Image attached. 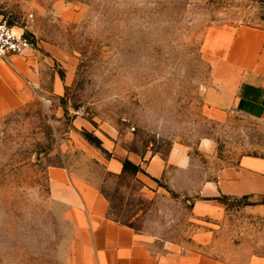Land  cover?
Here are the masks:
<instances>
[{
	"label": "rangeland",
	"instance_id": "obj_1",
	"mask_svg": "<svg viewBox=\"0 0 264 264\" xmlns=\"http://www.w3.org/2000/svg\"><path fill=\"white\" fill-rule=\"evenodd\" d=\"M32 23L37 48L0 57V264L71 263L73 189L55 180L57 168L96 184L111 217L186 244L199 195L182 189L264 156V119L218 115L206 101L209 39L264 27V0H77L70 12L49 4ZM173 148L191 157L190 172L169 164L152 177L149 158ZM111 157L141 169L112 172ZM261 199L228 200L221 246L256 234L263 220L249 221L243 206Z\"/></svg>",
	"mask_w": 264,
	"mask_h": 264
},
{
	"label": "crops",
	"instance_id": "obj_2",
	"mask_svg": "<svg viewBox=\"0 0 264 264\" xmlns=\"http://www.w3.org/2000/svg\"><path fill=\"white\" fill-rule=\"evenodd\" d=\"M75 1L0 0V16H6L17 32L26 35L35 32L32 19L49 4L70 12ZM209 47L212 84L206 101L211 112L220 115L235 108L264 119V27L241 24L220 29L209 39ZM169 164L190 172L191 157L173 148L167 159L152 155L146 169L152 177L161 178ZM106 165L112 172L123 171V161L117 157L107 159ZM52 172L55 180L73 189L68 209L76 234L70 264H264V200L243 206L249 221L263 220L256 234L249 236L247 243H240L239 235L233 234L230 244L221 246L228 204L216 198L223 194L264 197L262 155H244L236 164L219 168L214 177H205L198 188L182 189L199 195L191 208L196 228L184 245L116 220L109 215V199L96 184L70 178L61 168Z\"/></svg>",
	"mask_w": 264,
	"mask_h": 264
},
{
	"label": "built area",
	"instance_id": "obj_3",
	"mask_svg": "<svg viewBox=\"0 0 264 264\" xmlns=\"http://www.w3.org/2000/svg\"><path fill=\"white\" fill-rule=\"evenodd\" d=\"M38 42L35 38L17 32L6 16H0V57L8 59L15 54L33 51Z\"/></svg>",
	"mask_w": 264,
	"mask_h": 264
},
{
	"label": "trees",
	"instance_id": "obj_4",
	"mask_svg": "<svg viewBox=\"0 0 264 264\" xmlns=\"http://www.w3.org/2000/svg\"><path fill=\"white\" fill-rule=\"evenodd\" d=\"M26 35H28V34H26ZM84 134H85L86 138H87L89 141L95 143L98 147L103 148V146H102V140H101L99 137L93 135L91 132H89V131H87V130L85 131ZM140 169H141L140 165L133 163V162H132L131 160H129V159H125L124 162H123V170H124V171H129V170H131V171H133V172H137V171L140 170ZM248 197H249L248 195H245V196H243L242 198L247 199ZM216 198H218V199L221 200L222 202H225L226 204H228V200H229V199H233V197H231V196H229V195H225V194H223V195H221V196H218V197H216ZM234 198L237 199V197H234ZM263 200H264V199H263ZM245 203L248 204V203H251V202L246 201ZM113 218H114V217H113ZM115 219H116V218H115ZM116 220H119V219H116ZM119 221H120V220H119ZM121 222H123V221H121ZM124 223H126V222H124Z\"/></svg>",
	"mask_w": 264,
	"mask_h": 264
}]
</instances>
